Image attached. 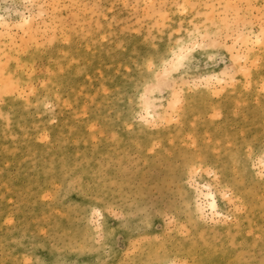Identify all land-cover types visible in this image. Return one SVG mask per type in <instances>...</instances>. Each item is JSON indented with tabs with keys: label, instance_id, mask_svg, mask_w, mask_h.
I'll list each match as a JSON object with an SVG mask.
<instances>
[{
	"label": "rangeland",
	"instance_id": "obj_1",
	"mask_svg": "<svg viewBox=\"0 0 264 264\" xmlns=\"http://www.w3.org/2000/svg\"><path fill=\"white\" fill-rule=\"evenodd\" d=\"M0 264H264V0H0Z\"/></svg>",
	"mask_w": 264,
	"mask_h": 264
},
{
	"label": "bare ground",
	"instance_id": "obj_2",
	"mask_svg": "<svg viewBox=\"0 0 264 264\" xmlns=\"http://www.w3.org/2000/svg\"><path fill=\"white\" fill-rule=\"evenodd\" d=\"M29 21V18H27V17H24L23 19H22V22L23 23H27ZM181 47V46H180ZM186 48V47H185ZM179 49V48H178ZM184 49V48H183ZM183 49H181V50H183ZM186 49H184V51H185ZM188 50V49H187ZM180 51V50H179ZM178 52V51H177ZM182 54V53H181ZM176 55V54H175ZM179 56H180V53L178 52V55H177V57L179 58ZM176 59V57L174 58V60ZM234 59H236V57L234 58ZM176 60H178V59H176ZM172 61V62H177V61ZM183 60V59H182ZM181 61V60H180ZM171 64V63H170ZM172 65H173V63H172ZM174 67H176L175 65H174ZM218 79V78H217ZM219 81V80H218ZM2 83V82H1ZM219 142V141H218ZM228 142V141H227ZM230 143V142H229ZM218 146V145H217ZM200 157V156H199ZM182 169V168H181ZM209 195L211 196V200L209 201V207L212 209V210H214L215 209V200H214V198H213V194L211 193H209Z\"/></svg>",
	"mask_w": 264,
	"mask_h": 264
},
{
	"label": "snow or ice",
	"instance_id": "obj_3",
	"mask_svg": "<svg viewBox=\"0 0 264 264\" xmlns=\"http://www.w3.org/2000/svg\"><path fill=\"white\" fill-rule=\"evenodd\" d=\"M183 58H184V57L181 56V57L177 60V62H176V63H177V66L179 65V61L182 60Z\"/></svg>",
	"mask_w": 264,
	"mask_h": 264
}]
</instances>
